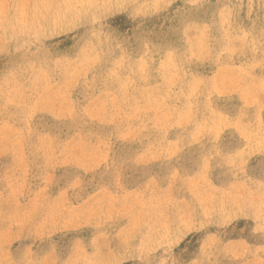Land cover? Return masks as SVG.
I'll return each mask as SVG.
<instances>
[{"label":"rangeland","instance_id":"obj_1","mask_svg":"<svg viewBox=\"0 0 264 264\" xmlns=\"http://www.w3.org/2000/svg\"><path fill=\"white\" fill-rule=\"evenodd\" d=\"M0 264H264V0H0Z\"/></svg>","mask_w":264,"mask_h":264}]
</instances>
